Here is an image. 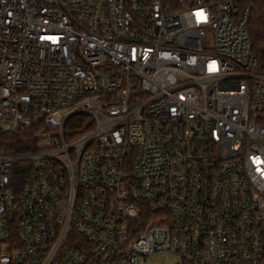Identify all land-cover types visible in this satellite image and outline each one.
Masks as SVG:
<instances>
[{
  "label": "built area",
  "instance_id": "built-area-1",
  "mask_svg": "<svg viewBox=\"0 0 264 264\" xmlns=\"http://www.w3.org/2000/svg\"><path fill=\"white\" fill-rule=\"evenodd\" d=\"M253 5L0 0V264H264Z\"/></svg>",
  "mask_w": 264,
  "mask_h": 264
},
{
  "label": "trees",
  "instance_id": "trees-1",
  "mask_svg": "<svg viewBox=\"0 0 264 264\" xmlns=\"http://www.w3.org/2000/svg\"><path fill=\"white\" fill-rule=\"evenodd\" d=\"M249 30L253 40V51L259 60L260 69L264 71V0H254ZM17 147L15 148L17 151L23 150L22 145Z\"/></svg>",
  "mask_w": 264,
  "mask_h": 264
},
{
  "label": "rangeland",
  "instance_id": "rangeland-1",
  "mask_svg": "<svg viewBox=\"0 0 264 264\" xmlns=\"http://www.w3.org/2000/svg\"><path fill=\"white\" fill-rule=\"evenodd\" d=\"M168 258L169 257L166 256L156 255L154 257V261L156 262V264H170L169 262L171 261V259Z\"/></svg>",
  "mask_w": 264,
  "mask_h": 264
}]
</instances>
